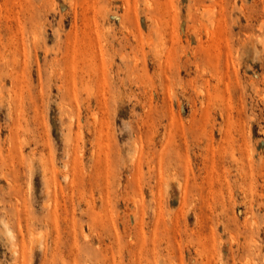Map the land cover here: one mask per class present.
I'll return each instance as SVG.
<instances>
[{"label":"rangeland","instance_id":"1","mask_svg":"<svg viewBox=\"0 0 264 264\" xmlns=\"http://www.w3.org/2000/svg\"><path fill=\"white\" fill-rule=\"evenodd\" d=\"M0 264H264V0H0Z\"/></svg>","mask_w":264,"mask_h":264},{"label":"bare ground","instance_id":"2","mask_svg":"<svg viewBox=\"0 0 264 264\" xmlns=\"http://www.w3.org/2000/svg\"><path fill=\"white\" fill-rule=\"evenodd\" d=\"M4 2H5V1H4ZM1 4H2V3H1ZM26 21H27V20H26ZM25 23H26V22H25ZM8 24H9V23H8ZM35 40H36V39H35ZM37 41H38V40H37ZM35 42H36V41H35ZM83 77H84V76H83ZM19 78H20V77H19ZM69 79H70V78H69ZM64 82H65V81H64ZM24 88H25V87H24ZM29 89H30V88H29ZM22 90H23V89H22ZM22 90H21V91H22ZM25 91H26V90H25ZM27 99H28V98H27ZM21 100H22V99H21ZM22 101H23V100H22ZM22 101H21V102H22ZM10 107H11V106H10ZM18 112H19V111H18ZM22 113H23V112H22ZM20 114H21V113H20ZM11 115H12V114H11ZM21 116H22V115H21ZM70 120H71V119H70ZM18 121H19V120H18ZM48 184H49V183H48Z\"/></svg>","mask_w":264,"mask_h":264}]
</instances>
